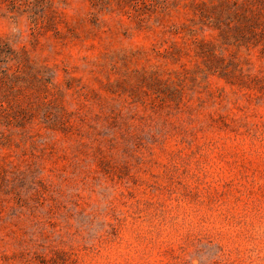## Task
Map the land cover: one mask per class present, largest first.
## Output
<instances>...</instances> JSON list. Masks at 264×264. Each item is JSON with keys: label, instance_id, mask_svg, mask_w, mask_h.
<instances>
[{"label": "rangeland", "instance_id": "1", "mask_svg": "<svg viewBox=\"0 0 264 264\" xmlns=\"http://www.w3.org/2000/svg\"><path fill=\"white\" fill-rule=\"evenodd\" d=\"M0 264H264V0H0Z\"/></svg>", "mask_w": 264, "mask_h": 264}]
</instances>
